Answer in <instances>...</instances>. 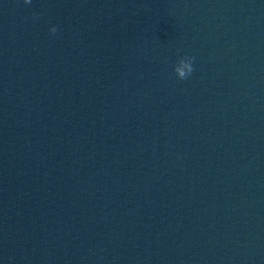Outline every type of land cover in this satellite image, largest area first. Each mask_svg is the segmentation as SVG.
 <instances>
[{
	"label": "clouds",
	"instance_id": "clouds-1",
	"mask_svg": "<svg viewBox=\"0 0 264 264\" xmlns=\"http://www.w3.org/2000/svg\"><path fill=\"white\" fill-rule=\"evenodd\" d=\"M24 3L30 4L31 0H24ZM50 32L52 34H55L57 32V28L52 27L50 29ZM194 59H195L194 57L184 56L178 60L176 66L174 68V71H175L178 79L185 80L192 74V72L194 71V68H193Z\"/></svg>",
	"mask_w": 264,
	"mask_h": 264
}]
</instances>
